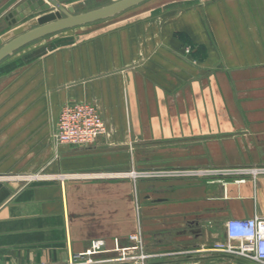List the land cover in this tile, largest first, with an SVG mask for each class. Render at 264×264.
<instances>
[{
  "label": "crops",
  "instance_id": "obj_1",
  "mask_svg": "<svg viewBox=\"0 0 264 264\" xmlns=\"http://www.w3.org/2000/svg\"><path fill=\"white\" fill-rule=\"evenodd\" d=\"M128 16L75 27L78 37L53 49L43 37L0 62V264H66L96 243L98 256H112L138 228L149 251L183 252L223 240L229 219L264 216V177L134 187L110 175L131 163L264 165V0H199L125 23ZM3 28L15 25L1 16ZM74 101L94 103L108 135L55 143L60 109ZM170 258L149 264L207 261Z\"/></svg>",
  "mask_w": 264,
  "mask_h": 264
},
{
  "label": "built area",
  "instance_id": "obj_2",
  "mask_svg": "<svg viewBox=\"0 0 264 264\" xmlns=\"http://www.w3.org/2000/svg\"><path fill=\"white\" fill-rule=\"evenodd\" d=\"M108 135V129L96 105L89 101H74L65 103L52 132V139L59 145L83 146L92 143L100 136ZM109 174V173H106ZM105 174V175H106ZM110 175L128 178L134 187L138 181H157L172 179L202 178L208 181H221L233 179L242 183L249 180L253 183L264 177V165L236 166L219 168H137L133 163L125 171L115 172ZM66 176L57 175L56 178L64 179ZM79 176H92L81 174ZM138 198L135 196L136 208L139 207ZM224 239L203 243L197 247L176 253H151L145 247V239L141 229H137L128 236L129 245L115 247L114 255L100 257L101 245L96 243L86 253L73 256L66 264H102L110 262H129L131 264H149L150 260L174 254L203 255L221 254L247 261L252 264H264V216L254 214L249 218H232L224 224ZM188 264H198L194 261Z\"/></svg>",
  "mask_w": 264,
  "mask_h": 264
},
{
  "label": "water",
  "instance_id": "obj_3",
  "mask_svg": "<svg viewBox=\"0 0 264 264\" xmlns=\"http://www.w3.org/2000/svg\"><path fill=\"white\" fill-rule=\"evenodd\" d=\"M45 1L47 4H43L42 0H6L0 5V17L4 16V19L8 21L9 25H15L13 35L9 38H3V40H0V62L11 56L15 51L38 39L67 29L112 18L148 0H114L105 5L81 12H76L72 5L65 4L71 0ZM50 7L56 10L55 18L41 20L38 24L32 27H23V25H19V23L28 20L31 16L45 11ZM241 262L252 264L247 261ZM102 264L131 263L110 262Z\"/></svg>",
  "mask_w": 264,
  "mask_h": 264
},
{
  "label": "rangeland",
  "instance_id": "obj_4",
  "mask_svg": "<svg viewBox=\"0 0 264 264\" xmlns=\"http://www.w3.org/2000/svg\"><path fill=\"white\" fill-rule=\"evenodd\" d=\"M112 1H114V0H71L65 4L66 5H72L76 12H81V11H85V10H89V9H93V8L105 5V4L110 3ZM198 1L199 0H148L146 2H143L137 6H134L130 9L126 10L125 12H123L119 15L114 16L113 18L119 17L121 19V17H123L124 14L130 13V14H134V16H128V17H131L132 19L128 18L125 21V23L132 21V20L134 22V21L141 20V18L158 15L159 13L166 14L169 12H176L179 10H183V9H186L190 6L195 5V3H198ZM200 1L209 5L211 2L217 1V0H200ZM55 12H56L55 9L49 8V9H46L45 11L37 13L36 15L31 16L28 20H26L25 24H23V27H28V26L32 27V26L38 24V22L41 20L53 19V18H55ZM106 20L97 21V22H94L91 24L84 25L82 27L89 29L91 27H94L95 25H99V24L104 23V21H106ZM72 29H73L72 32L71 31L67 32V33H71V34H67L68 36H61L62 38L58 37V38H55L52 40H47V39H49V37H52L51 35L43 38L45 40L46 47L53 49L55 47H58V46L65 44V43H70V41H73L78 36H75L73 34L74 28H72ZM13 32H14L13 28H3V30L0 31V40H3V38H9L10 36L13 35ZM58 33H62V31L58 32ZM38 41H40V40H38ZM41 49L42 48H40L38 51H41ZM189 51L190 50L187 49L186 52H188V54H189L191 52V51L190 52ZM36 53H37V51H36ZM170 246L172 247L173 245L171 244ZM191 248H193V247H191ZM145 249L148 252H151V253L153 252V251H149L146 247H145ZM167 250H171V249H166L165 251H167ZM153 253H163V252H153ZM195 256L199 257L200 255L196 254ZM170 257L171 256H166V259H171ZM206 260H207L206 262L202 261V262H200V264H207L208 261L210 264H244L237 259H231V260H229V259H216L213 254L207 255ZM152 261L153 260H150L148 263H150ZM165 264H175V263H165Z\"/></svg>",
  "mask_w": 264,
  "mask_h": 264
}]
</instances>
